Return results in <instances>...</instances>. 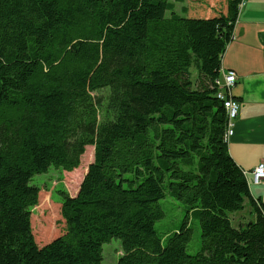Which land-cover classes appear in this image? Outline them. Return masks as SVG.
Instances as JSON below:
<instances>
[{"label": "trees", "instance_id": "1", "mask_svg": "<svg viewBox=\"0 0 264 264\" xmlns=\"http://www.w3.org/2000/svg\"><path fill=\"white\" fill-rule=\"evenodd\" d=\"M242 3L0 0V264H101L113 237L116 264H264V208L216 96ZM88 145L76 194L54 189L60 228L36 236L31 178L77 168ZM166 193L198 220L195 253L187 215L154 226ZM246 200L255 219L235 227Z\"/></svg>", "mask_w": 264, "mask_h": 264}, {"label": "crops", "instance_id": "2", "mask_svg": "<svg viewBox=\"0 0 264 264\" xmlns=\"http://www.w3.org/2000/svg\"><path fill=\"white\" fill-rule=\"evenodd\" d=\"M187 1H180L181 7H186ZM223 67L236 73L231 94L238 103L228 152L240 168L250 171L264 159V0H243L233 38L221 59ZM250 193L264 208V190L255 193L250 189ZM234 214L230 218L240 216L241 220L233 226L244 225L242 216Z\"/></svg>", "mask_w": 264, "mask_h": 264}, {"label": "rangeland", "instance_id": "3", "mask_svg": "<svg viewBox=\"0 0 264 264\" xmlns=\"http://www.w3.org/2000/svg\"><path fill=\"white\" fill-rule=\"evenodd\" d=\"M171 1L174 3L175 11L181 13V2H177L175 0ZM181 14L185 15L183 13ZM191 71L194 73L193 69ZM93 155L94 147L93 145H88L85 148L84 153L81 155L80 164L77 168H74L71 171H66L56 170L54 166H50L47 172L36 174L31 178L30 184L37 185L41 188L39 203L32 209V219L34 221L32 226L36 236L42 233L40 229L41 223L49 224L51 226V230L60 228V201L58 196L54 193V189L62 187V189H64L69 195L74 196L79 188V184L87 170L89 163H91L93 160ZM263 182L262 186L256 187L254 184H250L249 188L255 193L262 192L264 190L262 189V187H264ZM159 203L163 210V217L155 222L154 226L156 230L159 233L173 230L180 226L182 220L187 215L189 218V225L192 228V234L191 239L187 243L186 250L188 253H195L200 243L198 220L190 212L187 213V206L184 203L174 197H171L168 193H166L165 197L162 198ZM234 213V215L238 214L242 216L244 219V224L248 221H253L255 216V213L247 200L244 203V208L242 211ZM231 218L233 220V225H235L239 219L241 220L240 216H233ZM120 253V240L115 237L111 238L108 242H105L102 245L101 264H116Z\"/></svg>", "mask_w": 264, "mask_h": 264}, {"label": "built area", "instance_id": "4", "mask_svg": "<svg viewBox=\"0 0 264 264\" xmlns=\"http://www.w3.org/2000/svg\"><path fill=\"white\" fill-rule=\"evenodd\" d=\"M219 74H222L223 79V89L222 94L225 99H230V113L231 118H233V127H234V119L237 116L238 112V103L232 97L231 88L236 82V73L232 69H219ZM233 127H230L229 139L233 134ZM243 174L247 180L248 185L255 184L258 185L264 181V159L259 161V163L250 171H243ZM256 204L261 208V204L256 201ZM262 214L264 215V210L262 209Z\"/></svg>", "mask_w": 264, "mask_h": 264}, {"label": "bare ground", "instance_id": "5", "mask_svg": "<svg viewBox=\"0 0 264 264\" xmlns=\"http://www.w3.org/2000/svg\"><path fill=\"white\" fill-rule=\"evenodd\" d=\"M223 79H224L223 75L220 74L219 78L217 79V84L219 86V90H218L216 96L218 99H220L222 101L224 109L226 111L227 118H228L227 127H226V131H225V139L227 140L229 138L230 127H233V118H231V113H230V99H225V97L223 95H219V94H222Z\"/></svg>", "mask_w": 264, "mask_h": 264}]
</instances>
